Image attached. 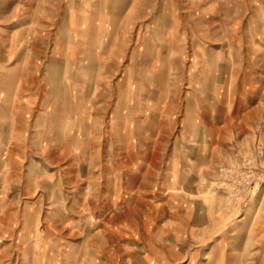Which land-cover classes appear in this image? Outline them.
Wrapping results in <instances>:
<instances>
[{
    "label": "rangeland",
    "instance_id": "374dc122",
    "mask_svg": "<svg viewBox=\"0 0 264 264\" xmlns=\"http://www.w3.org/2000/svg\"><path fill=\"white\" fill-rule=\"evenodd\" d=\"M104 1L0 0V264H264V0Z\"/></svg>",
    "mask_w": 264,
    "mask_h": 264
},
{
    "label": "crops",
    "instance_id": "0c3cea01",
    "mask_svg": "<svg viewBox=\"0 0 264 264\" xmlns=\"http://www.w3.org/2000/svg\"><path fill=\"white\" fill-rule=\"evenodd\" d=\"M176 1V4H178V6L175 8V7H172V8H170V9H167V8H165V11H163V13H165V15H168L169 13H167V12H170L171 14H173V15H171V14H169L168 15V17L167 18H169V16L171 15L172 16V18H181L182 19V10L181 9H183L182 8V1L183 0H175ZM191 2H194V3H198L199 5H202V4H207L209 1H211V0H190ZM223 1V0H222ZM232 1H234L233 3L234 4H236V3H238L239 2V0H232ZM172 2H173V0H172ZM96 2H92V7H93V5L95 4ZM120 3H121V6H120V9H119V14H120V18L122 17V15H123V13H124V10L126 9V7H127V3H128V0H120ZM100 4H102V2L100 3ZM100 4H98V5H100ZM143 4H144V2H143ZM26 5V4H25ZM103 5H106L107 7H104L103 8V12H102V15H99L98 17L97 16H92V15H90V13H89V15L86 17V18H88V19H97V18H102V19H106L108 16L109 17H111L112 16V14H111V10H112V8H111V0H107V2L105 3V1H104V4ZM27 7H28V11H29V14H27V18H26V16L23 18V21H24V23L23 24H20L21 26L20 27H16V24H13V28H11L12 29V31H15V30H20V32L21 31H23L24 33H26V31H27V33H30L31 32V27L29 26V27H27L28 25H29V23H26V20L27 21H31V18L33 19V17H34V15L32 16V15H30V12H31V3H28L27 4ZM95 7V6H94ZM140 7H141V9H142V2H141V4H140ZM203 12L202 13H205V14H207V11L208 10H206L207 9V7H203ZM92 10L93 11H89V12H95L96 14H97V11L96 10H101L100 9V6H97V9H94V8H92ZM87 12V11H86ZM98 12H100V11H98ZM163 13L160 15V16H158L159 17V19L160 18H163L164 19V17H163ZM235 13V12H234ZM108 15V16H107ZM227 14L226 13H223V12H219V13H216L215 14V16H213L212 18L213 19H221V20H224V19H226L227 17ZM234 16V15H233ZM166 18V19H167ZM234 18V17H233ZM7 20H11V18L10 17H8V19ZM19 20H22V19H19ZM204 21H207V18H204ZM8 28H10V27H8ZM40 28H41V24H40ZM179 30H181L180 28H178V31ZM81 31H79V33H80ZM221 52V51H220ZM220 52H218L219 54H220ZM217 65L215 66V70L214 71H211L210 72V74H208V72L206 71V68L204 67L203 69H202V71H203V74H201V76H200V82L202 83V82H205V83H207V82H211L212 83V85H215L216 86V89L218 90V91H221L222 90V92H224V90H225V87L227 86V84L228 83H230V80H229V77H227V70L224 68V67H226V66H224V64L223 63H221V62H219V63H216ZM228 67V66H227ZM14 69H16V66H14ZM209 78V79H208ZM226 90H227V88H226ZM10 94V93H9ZM9 100H14V97L13 96H10L9 95V97H7ZM260 211V210H259ZM263 259H264V257H263Z\"/></svg>",
    "mask_w": 264,
    "mask_h": 264
}]
</instances>
